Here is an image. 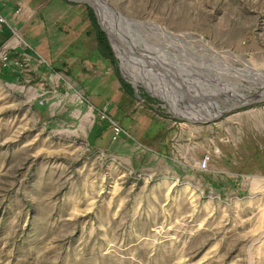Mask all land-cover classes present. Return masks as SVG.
<instances>
[{
    "label": "rangeland",
    "instance_id": "1",
    "mask_svg": "<svg viewBox=\"0 0 264 264\" xmlns=\"http://www.w3.org/2000/svg\"><path fill=\"white\" fill-rule=\"evenodd\" d=\"M95 1L120 24H106L127 84L118 81L126 116L116 139L102 103L59 69L68 54L84 67L74 50H85L72 48L81 31L82 44L97 46L87 4L18 0L27 28L9 19L30 47L21 41L11 54L26 52L29 66L0 67V264H264V101L219 115L231 102L184 89L168 60L230 61L212 68L228 89L244 67L264 71V0ZM2 34L0 48L13 37L6 24ZM52 69L77 94L64 82L54 91ZM249 73L236 86L260 93L264 77Z\"/></svg>",
    "mask_w": 264,
    "mask_h": 264
},
{
    "label": "crops",
    "instance_id": "2",
    "mask_svg": "<svg viewBox=\"0 0 264 264\" xmlns=\"http://www.w3.org/2000/svg\"><path fill=\"white\" fill-rule=\"evenodd\" d=\"M9 2H10L9 0L4 1V3L0 7V12L1 13L3 12L2 14L5 17H7L8 22L10 19L12 25L19 26V28L22 25H25L27 28V25L25 24L27 20L23 22V21H20L22 19L21 17H15L17 15H15L14 10L17 8L16 4L18 0H11L12 5ZM30 16H31V13L28 14V17ZM82 32L83 31H81V33ZM81 33L78 35V37L82 39V42H79L78 45L73 44L72 48L76 47L79 50H82V49L85 50L83 53H78L79 52L78 50H74L75 56L79 54V56L77 55L78 56L77 62L81 64V62L83 61L82 63L85 64L84 67L82 65H79V66L72 65L71 66V63H70L71 61L70 59H68L69 57V54H68L65 56L66 59L59 57L60 58L59 64L61 65V68L59 67V69L67 71L70 74H67L66 72L65 73L68 76H70V78L73 77V79H77L78 81L83 83L84 87H86L87 93L90 95V98L91 99L94 98V101H96V103H102L103 107L107 106V111H109V109L111 110L110 112L112 113V115H114V117L112 115L111 117H113L116 121L123 120L126 114L120 115L121 108H120L119 103L121 100H123L125 96L120 95L121 89H119L120 88L119 79L117 78L115 79L112 76V72H113L112 66L113 65L108 58L106 59L99 53L97 46L94 45L93 48H90L88 47V45L82 44L86 40L85 38H87V36L86 35L84 36ZM85 33H87V31ZM74 55H71V56H74ZM61 70L59 72H61ZM95 76L96 77L102 76V78L106 77V80L98 81L96 84L93 85ZM94 94H101V96H104L105 101H99V98L101 96H98V95L95 96ZM109 96H111V98L106 99ZM108 115H110L109 112H108Z\"/></svg>",
    "mask_w": 264,
    "mask_h": 264
},
{
    "label": "bare ground",
    "instance_id": "3",
    "mask_svg": "<svg viewBox=\"0 0 264 264\" xmlns=\"http://www.w3.org/2000/svg\"><path fill=\"white\" fill-rule=\"evenodd\" d=\"M95 2L97 3V6L99 8V13H100L101 17L107 22V24L111 28H113L114 30H115V26L116 27H119L120 24H117V23L114 24L113 21L111 23H109V20L106 19L104 13L108 12L107 11L108 10L107 9L108 6L105 4V1L104 2H99V3L97 1H95ZM100 5H101V7H100ZM109 18L111 19V16L110 15H109ZM121 23H123V22H121ZM186 36L189 37L190 35H186ZM175 38L178 39L179 37L178 36H175V35L174 36L171 35L170 40L173 41V42H175L174 41ZM190 39H192V38H190ZM185 47H187V46H185ZM185 47L182 48V49L185 50L186 49ZM182 56L183 55H181V57H179V58L178 57L176 58L174 53L168 55V60H172L171 61V64H170V66H171L170 70L176 71L175 70V67L176 66H178L179 69L182 68L183 73L179 76V79L182 82V84L185 85L183 88L186 89V85H187L189 88H191L193 91H195V92H197L199 94L200 99L206 100L207 98H209L208 95H207V90H205V89H208L213 94L214 98L216 97L218 99V97L223 96L225 98V101L228 102V103L231 102V104L239 103V101L248 100L250 98H253L254 93H252L250 91L244 92L243 90H241L239 87L236 86L238 83H240L242 86L245 87V84L242 83L239 80V77L241 78V77L245 76V75H243V73H245V74L249 73L248 72L249 69H250V73L249 74L251 75L250 77H253L254 79H258V77H264V75H263L264 74V71H262L261 68H256L257 65H256V67H253V66L252 67H249L247 69V71H246V67H244L243 69H241V72L242 73L239 70V73L237 74L239 77H237V80L233 79V80H235V84L231 88L234 89L235 95H234V97H230L231 95L229 94V91H231V88L230 87H229V89L227 87L224 88L222 85L224 83L229 85V82L231 80H229V78H226L224 76L226 74L225 73H222L223 71L221 72V71H218L216 69H214V70L212 69L214 66L215 67L216 66H220L223 70L226 69V68H228V67H233L231 65L230 61L229 62L228 61H225V60L216 61L217 59H215V56H214V59H212L213 62L210 61V59H209V61L212 64V66L210 67L209 66V63L207 61V55H205L203 53L201 54V52H200L198 55H196V56L194 55L195 57L193 56V58H192V56H190L192 58V59L190 58L192 61L195 58L202 60L200 62L201 65L198 66V65H196V63L194 61L193 62L192 61H189V59L188 60H184ZM254 68H256V70ZM179 69H178V72L181 73L179 71ZM171 74H172V72L171 73L170 72L168 73V75L170 77L171 76L173 77V75H176V74H173V75H171ZM190 76L196 77V78H198V80L204 81V83L203 84L202 83H198V85H196V84L193 85L190 82ZM249 88H250V86H249ZM259 91H260L261 94H264V83H260ZM227 106L228 105H226V106L220 105V108L221 109H220L219 112L221 113L223 111V109L225 107H227ZM191 111L197 112V110L196 109H193V108H191Z\"/></svg>",
    "mask_w": 264,
    "mask_h": 264
},
{
    "label": "built area",
    "instance_id": "4",
    "mask_svg": "<svg viewBox=\"0 0 264 264\" xmlns=\"http://www.w3.org/2000/svg\"><path fill=\"white\" fill-rule=\"evenodd\" d=\"M19 11H20V8L19 9L16 8L14 10V13L18 14ZM0 24H6L10 28L11 32L13 33L12 35L13 37L8 39L6 43H4L2 47L0 48V67L10 68L14 65H19L20 67L22 65L29 66V55L26 52L24 51L18 52L19 55H17V57H12L11 54L12 52H16L14 51V49L17 46L21 45L22 42L25 46L30 47V45H28L27 42L24 40L20 31H18L15 27H12L8 23L7 17H5L1 12H0ZM49 80H51V82L54 81L55 83L53 87L54 91L58 89L56 87L58 82L60 83L64 82V84H66V87H65L66 89L71 88L77 94L76 87H74L69 82H66V79L62 75L61 72L52 69L49 73ZM100 115H101V118L108 120V122L110 123V129L112 130L111 138L112 139L118 138L119 135L124 131V129H122L118 121H116L113 117H111V115H108L107 106L102 107V110L100 111ZM209 159H210V156L205 154L204 157L200 160V167L202 168L206 167Z\"/></svg>",
    "mask_w": 264,
    "mask_h": 264
},
{
    "label": "trees",
    "instance_id": "5",
    "mask_svg": "<svg viewBox=\"0 0 264 264\" xmlns=\"http://www.w3.org/2000/svg\"><path fill=\"white\" fill-rule=\"evenodd\" d=\"M70 2V1H69ZM72 4H76V3H73L71 2ZM87 10H88V15H89V22H90V25H91V28L94 29V37H95V41L97 43V49L99 51V53L105 57L106 59L108 58L110 60V62L112 63L113 65V68H114V71H116L117 73V76H118V79L120 81V83L122 85H127L124 81H122L121 79V76H120V73L117 69V60H116V57L114 56L113 54V51H112V47L108 41V38H107V35L106 33L103 31V29L100 28L97 20H96V16L95 14H93V10L92 8H90L89 6L85 5ZM7 35H0V42L2 40L5 39ZM7 70V68H3V73H5V71Z\"/></svg>",
    "mask_w": 264,
    "mask_h": 264
},
{
    "label": "water",
    "instance_id": "6",
    "mask_svg": "<svg viewBox=\"0 0 264 264\" xmlns=\"http://www.w3.org/2000/svg\"><path fill=\"white\" fill-rule=\"evenodd\" d=\"M68 1L83 2V3L87 4V5H89L90 7H92L93 10L95 11V13L98 16V21H99V24L101 26V29H103L105 31V33L108 35V38H109L110 42H112L111 41V35L114 36V34L112 32H110L111 30L107 27L108 24L106 22L102 21V18H101L100 13H99V8H98L97 3L95 2V0H68ZM114 39L116 40V37ZM131 84L137 90V85H135L133 82H131ZM262 101H264V94L254 93L253 98H250V99L245 100V101H239V103L228 105L227 107H225L223 109L222 113H220L219 115H221V114H223L225 112H231L232 110L238 109L239 107H243V106H246V105L253 104L254 102H262Z\"/></svg>",
    "mask_w": 264,
    "mask_h": 264
}]
</instances>
